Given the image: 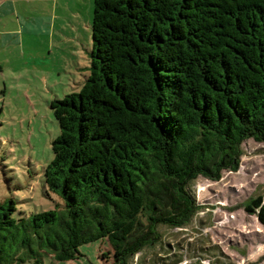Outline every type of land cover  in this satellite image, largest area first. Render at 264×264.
Returning a JSON list of instances; mask_svg holds the SVG:
<instances>
[{
    "label": "trees",
    "instance_id": "obj_1",
    "mask_svg": "<svg viewBox=\"0 0 264 264\" xmlns=\"http://www.w3.org/2000/svg\"><path fill=\"white\" fill-rule=\"evenodd\" d=\"M91 39L80 91L50 104L44 182L64 210L15 219L0 202V264L73 261L101 240L130 264L159 227L190 223L197 178L264 143V0H93ZM245 210L264 230V194Z\"/></svg>",
    "mask_w": 264,
    "mask_h": 264
},
{
    "label": "rangeland",
    "instance_id": "obj_2",
    "mask_svg": "<svg viewBox=\"0 0 264 264\" xmlns=\"http://www.w3.org/2000/svg\"><path fill=\"white\" fill-rule=\"evenodd\" d=\"M53 6L17 4L0 19V202L16 203L15 219L64 210L44 182L59 134L50 104L79 92L89 75L93 0H58L50 24ZM240 151L236 172L191 184L200 209L190 223L159 227L160 241L130 264H264V230L245 210L264 194V143L248 139ZM79 253L68 262L45 254L43 264H113L107 241L82 245Z\"/></svg>",
    "mask_w": 264,
    "mask_h": 264
},
{
    "label": "crops",
    "instance_id": "obj_3",
    "mask_svg": "<svg viewBox=\"0 0 264 264\" xmlns=\"http://www.w3.org/2000/svg\"><path fill=\"white\" fill-rule=\"evenodd\" d=\"M33 3H43V2H47V3H54L53 8L51 9V11H53V15L50 16V24L52 22H54L57 18V9H59L58 6V0H0V19H2V17L4 19L7 18V16L10 15V13L12 12V10L14 9V6H16L17 4H32ZM37 20V18H36ZM7 35V34H5Z\"/></svg>",
    "mask_w": 264,
    "mask_h": 264
}]
</instances>
